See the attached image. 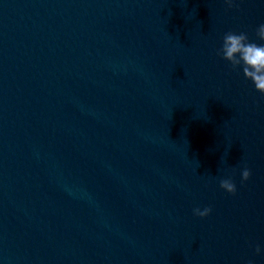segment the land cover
I'll list each match as a JSON object with an SVG mask.
<instances>
[{
  "label": "water",
  "instance_id": "1",
  "mask_svg": "<svg viewBox=\"0 0 264 264\" xmlns=\"http://www.w3.org/2000/svg\"><path fill=\"white\" fill-rule=\"evenodd\" d=\"M262 23L264 0H0V264H264V97L216 55Z\"/></svg>",
  "mask_w": 264,
  "mask_h": 264
},
{
  "label": "clouds",
  "instance_id": "2",
  "mask_svg": "<svg viewBox=\"0 0 264 264\" xmlns=\"http://www.w3.org/2000/svg\"><path fill=\"white\" fill-rule=\"evenodd\" d=\"M223 4L231 9L237 4V0H222ZM256 37L259 41L264 42V23L256 29ZM216 55L222 60L228 62L233 70L240 69L243 77L250 81L254 90L264 97V43L257 44L250 42L248 35L244 32H226L222 37L220 48L217 49ZM235 169H233V175ZM251 172L247 166L240 170L241 184L247 182ZM219 188L229 195H235L237 186L232 176L223 178L219 181ZM212 212L211 207H196L192 210L195 217L201 219L208 217ZM256 255L264 254V249L257 245L254 249Z\"/></svg>",
  "mask_w": 264,
  "mask_h": 264
}]
</instances>
